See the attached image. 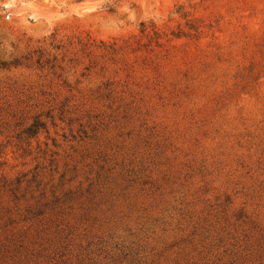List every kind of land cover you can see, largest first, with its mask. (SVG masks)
Instances as JSON below:
<instances>
[{
  "label": "rangeland",
  "instance_id": "obj_1",
  "mask_svg": "<svg viewBox=\"0 0 264 264\" xmlns=\"http://www.w3.org/2000/svg\"><path fill=\"white\" fill-rule=\"evenodd\" d=\"M0 264H264V0H0Z\"/></svg>",
  "mask_w": 264,
  "mask_h": 264
},
{
  "label": "trees",
  "instance_id": "obj_2",
  "mask_svg": "<svg viewBox=\"0 0 264 264\" xmlns=\"http://www.w3.org/2000/svg\"><path fill=\"white\" fill-rule=\"evenodd\" d=\"M15 62H17V61H15ZM2 64H3L4 66L8 65L7 62H2Z\"/></svg>",
  "mask_w": 264,
  "mask_h": 264
}]
</instances>
